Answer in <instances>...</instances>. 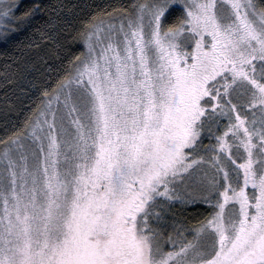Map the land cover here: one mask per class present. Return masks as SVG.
<instances>
[{
  "label": "snow or ice",
  "instance_id": "obj_1",
  "mask_svg": "<svg viewBox=\"0 0 264 264\" xmlns=\"http://www.w3.org/2000/svg\"><path fill=\"white\" fill-rule=\"evenodd\" d=\"M42 10L71 8L0 0V40ZM72 39L0 138V264H264V0H133Z\"/></svg>",
  "mask_w": 264,
  "mask_h": 264
},
{
  "label": "trees",
  "instance_id": "obj_2",
  "mask_svg": "<svg viewBox=\"0 0 264 264\" xmlns=\"http://www.w3.org/2000/svg\"><path fill=\"white\" fill-rule=\"evenodd\" d=\"M54 2L56 0H24L26 6ZM63 2L71 11L61 13L51 30L44 27L49 13L42 10L37 13L31 26H22L13 33L11 41L0 40V138L21 126L39 95L40 87L50 77H55L57 70L63 69L72 55L82 51V44L72 39L78 32L81 21L101 9L127 7L133 0ZM6 77L15 82L6 84ZM205 143L208 141L205 140ZM174 210L177 216L194 222L195 219L202 218V214H206L209 209L204 203L184 207L177 203Z\"/></svg>",
  "mask_w": 264,
  "mask_h": 264
}]
</instances>
